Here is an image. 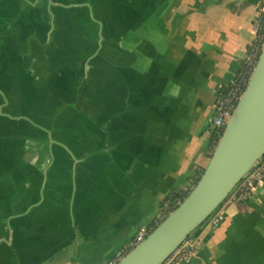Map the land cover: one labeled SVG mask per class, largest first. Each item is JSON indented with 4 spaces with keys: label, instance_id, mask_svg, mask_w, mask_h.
Listing matches in <instances>:
<instances>
[{
    "label": "crops",
    "instance_id": "0c3cea01",
    "mask_svg": "<svg viewBox=\"0 0 264 264\" xmlns=\"http://www.w3.org/2000/svg\"><path fill=\"white\" fill-rule=\"evenodd\" d=\"M258 0H0V264H108L212 155ZM180 264H264V180Z\"/></svg>",
    "mask_w": 264,
    "mask_h": 264
},
{
    "label": "water",
    "instance_id": "95a60500",
    "mask_svg": "<svg viewBox=\"0 0 264 264\" xmlns=\"http://www.w3.org/2000/svg\"><path fill=\"white\" fill-rule=\"evenodd\" d=\"M264 156V46L200 180L180 205L116 264H163L227 200ZM194 233V234H193Z\"/></svg>",
    "mask_w": 264,
    "mask_h": 264
},
{
    "label": "built area",
    "instance_id": "2783aa9c",
    "mask_svg": "<svg viewBox=\"0 0 264 264\" xmlns=\"http://www.w3.org/2000/svg\"><path fill=\"white\" fill-rule=\"evenodd\" d=\"M252 30L253 39L246 48L245 56L241 62L239 70L230 82L220 90L214 103L213 113L210 117V122L214 129H225L259 60L264 46V0H258L256 16L252 22ZM263 180L264 158H261L241 179V181L237 183L227 197V200L232 202H243L250 199L254 195L256 189L262 184ZM194 187L195 186L193 185L190 189H193ZM171 202L174 204L181 203L180 200L173 198L171 201L165 202L164 207H167ZM166 217L167 216L161 207L159 213L154 218L152 225L140 228L130 243L125 248L117 251L108 264H116L119 262L130 250L147 237L155 225L158 226ZM221 220L222 213L219 208L207 219L205 226L215 228L219 226ZM196 239L197 238L192 241L188 239L177 250H175L163 264H180L186 261L190 257L193 247L197 242ZM187 247L188 251H186Z\"/></svg>",
    "mask_w": 264,
    "mask_h": 264
},
{
    "label": "trees",
    "instance_id": "16d2710c",
    "mask_svg": "<svg viewBox=\"0 0 264 264\" xmlns=\"http://www.w3.org/2000/svg\"><path fill=\"white\" fill-rule=\"evenodd\" d=\"M224 129H214L213 135H212V152L214 151L215 147L217 146L221 135L223 134ZM264 158V156H263ZM205 169H202L199 171V174L194 178L193 180V185L196 186V184L198 183V181L200 180L202 174L204 173ZM192 189L184 192L183 194H176V199L180 200L181 202L184 200V198L191 192ZM165 205V201L162 204V209L163 212L165 213L166 216H168L174 209H176L180 204H174L173 202L169 203L167 205V207H164ZM157 225L154 226V228ZM153 228V229H154ZM200 228H198L194 233H196ZM193 233V234H194ZM186 251H188V247L186 248Z\"/></svg>",
    "mask_w": 264,
    "mask_h": 264
},
{
    "label": "rangeland",
    "instance_id": "374dc122",
    "mask_svg": "<svg viewBox=\"0 0 264 264\" xmlns=\"http://www.w3.org/2000/svg\"><path fill=\"white\" fill-rule=\"evenodd\" d=\"M197 175H198V174H197ZM197 175H196V176H197ZM196 176H195V177H196ZM195 177H194V178H195ZM194 178H192V180H191V182H190V184H189V186H188L187 191L190 190V188L193 187V180H194Z\"/></svg>",
    "mask_w": 264,
    "mask_h": 264
}]
</instances>
